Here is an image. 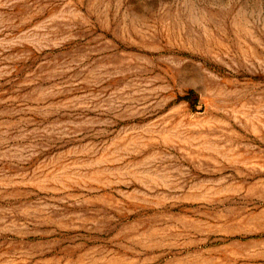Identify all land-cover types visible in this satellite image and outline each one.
<instances>
[{"label":"rangeland","instance_id":"obj_1","mask_svg":"<svg viewBox=\"0 0 264 264\" xmlns=\"http://www.w3.org/2000/svg\"><path fill=\"white\" fill-rule=\"evenodd\" d=\"M0 264H264V0H0Z\"/></svg>","mask_w":264,"mask_h":264},{"label":"trees","instance_id":"obj_2","mask_svg":"<svg viewBox=\"0 0 264 264\" xmlns=\"http://www.w3.org/2000/svg\"><path fill=\"white\" fill-rule=\"evenodd\" d=\"M191 97H195L194 92H189L186 97L183 98L184 101H190Z\"/></svg>","mask_w":264,"mask_h":264}]
</instances>
